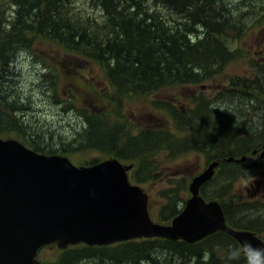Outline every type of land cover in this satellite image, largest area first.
Instances as JSON below:
<instances>
[{"label": "trees", "instance_id": "obj_1", "mask_svg": "<svg viewBox=\"0 0 264 264\" xmlns=\"http://www.w3.org/2000/svg\"><path fill=\"white\" fill-rule=\"evenodd\" d=\"M75 1L0 0V61L3 62L4 69H7L6 74L2 72L3 76L0 75V80L8 83L3 91L0 90V135L14 133L20 126L25 125V121L18 117L19 110L24 107L20 103L21 98L12 88L15 79L13 82L4 80V76L8 73L15 76V73L9 72V65L12 58L17 56V47L28 49L30 42L35 38L50 39V42L58 44L68 54L75 55L74 57L99 63L104 68L116 97L150 94L168 87L197 85L213 76L216 68L221 67L231 56L228 46L232 29L229 24L231 18L224 14L223 6L222 10L216 7L223 0H81L91 5L90 10L75 7ZM160 7L166 10V14L161 12ZM94 10L100 11V18L93 14ZM199 29L202 32L198 31ZM260 68H264V65ZM243 80L242 82L247 84L246 80ZM258 83L257 81L255 84ZM259 88L260 92H264L261 85ZM207 107V103L201 105L205 112ZM214 110L219 115L227 113ZM167 111L175 121L178 132L189 131L186 137L174 141L172 134L164 130L143 131L140 136L121 143L120 133L124 130L122 127L109 128V123L102 121L107 119L106 116L85 110L83 117L87 127L84 130L85 135L82 136L83 147L88 149L97 146L103 148L104 152H114L116 158L130 161L134 166L138 163L132 178L141 183L144 182V178L140 177L142 172L149 176L152 169L151 164L144 162L143 165L138 161L161 149H169L175 154V149L179 146L181 150L220 148V154L214 151V157L217 158L215 160H222L228 155L249 157L253 149L263 144L258 142L260 139L257 138L260 136L253 134L237 142L235 133L238 130H232L233 136L230 135L232 114L226 118L227 122H224L229 139L223 144L215 140L216 131H220L217 119L213 122V118L207 121L203 131L206 139H201L200 126L197 130L193 128L195 115L192 114H196L195 111H182L170 103L167 104ZM98 135L99 141L95 138ZM36 137L41 138L38 134H31V137L26 136L30 139L25 138L24 141L36 152L52 155L59 150L68 151L63 146L59 150L46 146L48 144L41 141L45 136L41 140L35 139ZM34 139L42 145L35 144ZM261 140L264 138L261 137ZM135 160L138 161L134 162ZM95 163L97 162L91 164ZM221 166L228 167L223 170V184H217L212 194L205 192L206 186L218 182L217 173L216 177L202 188L203 197L218 200L222 204L231 226L254 231V223L246 221L248 214H243L241 220H233L232 216L237 209L225 202L234 179L246 169L241 164L223 160ZM174 189L175 187L171 186L162 193L166 203L160 211V222H168L180 213ZM217 245L223 246L219 253H229L230 250L236 252L235 249L239 246L232 237L223 232L196 244L162 238L137 239L102 247L80 244L63 250V254L53 264H82L86 260L98 258L112 260L118 264H161L160 255L167 250L179 254L181 258H194L193 264H218L217 261L220 264H258L259 259L253 256L244 258L242 255L245 254L237 252L232 259L227 258L228 254L221 257L219 253L213 252L208 255L206 263L204 260L208 249L205 247ZM227 245L235 246V249H229Z\"/></svg>", "mask_w": 264, "mask_h": 264}, {"label": "rangeland", "instance_id": "obj_2", "mask_svg": "<svg viewBox=\"0 0 264 264\" xmlns=\"http://www.w3.org/2000/svg\"><path fill=\"white\" fill-rule=\"evenodd\" d=\"M74 6L82 10L91 9V5L81 0H76ZM222 6L225 9L224 14L231 18L229 24L232 29L228 37L231 56L221 64V67L216 68L217 71L213 76L197 85L168 87L150 94L116 97L113 95L114 90L107 79L106 72L99 63L74 57L75 55L68 54L58 44L43 37L33 39L28 49L17 47V56L12 58V63L9 65V72L12 71L15 76L8 73L4 76V80L13 82L15 79L12 88L21 98L20 103L24 107L19 110L18 117L25 121V125L20 126L14 133L0 135V138L19 140L24 143L26 139H30L26 136L31 137V134H38L41 138L45 136L43 140L37 137L35 139H40L42 143L48 144L46 146L58 150L62 146L66 147L68 151L59 150L56 155L67 156L78 166L90 165L92 162H101L116 156L114 152H104L103 148H97V146H91L88 149L83 147L82 136L85 135L84 130L87 127L83 117L85 110H88V113H100L106 116L107 119L102 121H107L109 128L122 127L124 130L120 133L121 143L129 138L140 136L143 131L159 130L171 133L173 140L177 141L186 137L189 131L178 132L175 121L167 111V104L170 103L175 104L182 111L196 112L192 114V116L195 115L193 128L197 130L200 126L201 139H206L203 133L204 125L206 126L207 121L213 118L212 122L217 119L218 130H220L216 131L215 140L226 144L229 138L224 122H227L226 118L232 114L230 135L233 136L232 130H238L235 133L237 142L253 134L256 137L260 136L257 138L260 139L259 144L264 143V140H261V137L264 138V92H260L259 88L261 85L264 90V68H260L264 65V0H223L216 7L222 10ZM159 9L166 14L163 7ZM93 14L97 18L101 17L100 11L94 10ZM198 31L202 32L201 29ZM2 63L0 61L1 76H3L2 72L5 73L7 70ZM243 79L247 84L242 82ZM257 81L259 83L256 85ZM6 85L8 86V83L0 80L1 91ZM4 90L6 91V88ZM71 95L74 97L72 98ZM203 103L208 105L207 112L201 108ZM214 109L227 113L219 115ZM95 138L99 141V135ZM35 139L33 140L35 144L42 145ZM214 151L220 154L221 150L220 148L181 150L179 146L175 149V154L169 149H161L142 161H134L151 164L152 171L149 172V176H146V172H142L140 177L144 178V182L136 184L150 196V213L154 221L159 222L160 211L166 203L162 193L171 186L175 187L173 191H176V201L180 211L184 208L191 196L189 192L191 180L201 174L209 163L217 159L214 157L216 156ZM255 159L253 156L250 157L248 163L251 164ZM121 161L125 165L131 164L130 161ZM136 166L134 171L138 168ZM226 167L221 166L217 170L216 175L218 173L219 180L215 184L213 182L206 186V193L212 194L217 184L219 186L223 184V170ZM258 180L264 182V162L257 169H246L243 174L234 179L225 202L237 209L232 216L233 220H241L243 214H248L246 221L254 223L256 228L254 231L264 239V196L256 198V181ZM263 182L261 188L264 187ZM131 183L135 184L133 180ZM173 218L162 224H171ZM205 248L208 250L204 261L208 263L206 260L211 253L218 254L223 246H206ZM227 248L235 249V246L227 245ZM235 250L238 254L242 253L239 246ZM236 252L230 250L229 253L225 251L218 255L225 257L228 254L227 258L232 259ZM62 254L63 249H59L57 245L46 247L38 256L39 264H53ZM160 257L161 264H182L183 262L193 264L195 261L194 258L192 260L181 258L179 254L168 250L163 251ZM257 262L264 264V259H259ZM217 263L220 264L218 261ZM82 264L118 263L98 258L86 260Z\"/></svg>", "mask_w": 264, "mask_h": 264}, {"label": "water", "instance_id": "obj_3", "mask_svg": "<svg viewBox=\"0 0 264 264\" xmlns=\"http://www.w3.org/2000/svg\"><path fill=\"white\" fill-rule=\"evenodd\" d=\"M258 153L264 159V146ZM226 161L244 164L247 156ZM219 166L214 160L192 179L185 208L163 225L151 219L147 193L130 183L132 165L113 158L76 167L66 156L43 155L0 138V264H38L39 251L51 244L66 249L141 238L196 244L218 232L231 236L244 254L264 259V241L253 231L230 227L220 202L201 195Z\"/></svg>", "mask_w": 264, "mask_h": 264}, {"label": "flooded vegetation", "instance_id": "obj_4", "mask_svg": "<svg viewBox=\"0 0 264 264\" xmlns=\"http://www.w3.org/2000/svg\"><path fill=\"white\" fill-rule=\"evenodd\" d=\"M264 144V143H263ZM262 144V146H263ZM260 148V147H259ZM257 148V149H259ZM254 151V149H253ZM253 151L250 152V155H252L253 157H255L256 159L251 163H246V164H242V163H238V162H234V164H241L242 166H244L245 169H249V170H254V169H257L259 168V166L262 164V162H264V160L260 159L259 158V153L258 154H253ZM251 156V157H252ZM249 161V160H248ZM263 180H258L256 181V185H257V188H256V198L258 197H262L264 196V187L261 188V184H262ZM264 183V182H263ZM239 230V229H238ZM261 239L264 241V239L262 238V236L260 235Z\"/></svg>", "mask_w": 264, "mask_h": 264}, {"label": "bare ground", "instance_id": "obj_5", "mask_svg": "<svg viewBox=\"0 0 264 264\" xmlns=\"http://www.w3.org/2000/svg\"><path fill=\"white\" fill-rule=\"evenodd\" d=\"M259 15V14H258Z\"/></svg>", "mask_w": 264, "mask_h": 264}]
</instances>
